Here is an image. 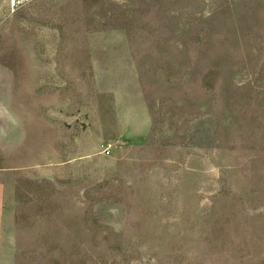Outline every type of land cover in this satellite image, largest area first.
Instances as JSON below:
<instances>
[{
    "label": "rangeland",
    "instance_id": "1",
    "mask_svg": "<svg viewBox=\"0 0 264 264\" xmlns=\"http://www.w3.org/2000/svg\"><path fill=\"white\" fill-rule=\"evenodd\" d=\"M0 183L4 264H264V0H0Z\"/></svg>",
    "mask_w": 264,
    "mask_h": 264
},
{
    "label": "crops",
    "instance_id": "2",
    "mask_svg": "<svg viewBox=\"0 0 264 264\" xmlns=\"http://www.w3.org/2000/svg\"><path fill=\"white\" fill-rule=\"evenodd\" d=\"M6 187L0 183V264L9 262L8 256L4 259V235H5V222L9 220V214L6 211Z\"/></svg>",
    "mask_w": 264,
    "mask_h": 264
},
{
    "label": "built area",
    "instance_id": "3",
    "mask_svg": "<svg viewBox=\"0 0 264 264\" xmlns=\"http://www.w3.org/2000/svg\"><path fill=\"white\" fill-rule=\"evenodd\" d=\"M104 153H106L107 155L111 154V148L110 147H105L104 148Z\"/></svg>",
    "mask_w": 264,
    "mask_h": 264
}]
</instances>
